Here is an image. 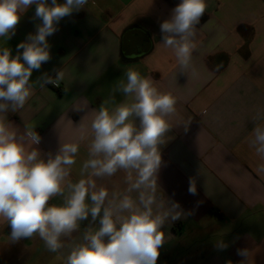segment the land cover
<instances>
[{"label": "crops", "instance_id": "0c3cea01", "mask_svg": "<svg viewBox=\"0 0 264 264\" xmlns=\"http://www.w3.org/2000/svg\"><path fill=\"white\" fill-rule=\"evenodd\" d=\"M178 3L88 0L47 38L51 59L32 72L33 95L23 109L8 112L7 119L21 132L25 124L34 125L41 137L36 147L47 159L60 142L76 139L79 124L90 125L92 110L126 82L129 68L152 78L178 100L173 126L160 146L157 195L178 203L183 212L181 219L164 225L166 241L156 264H264V173L257 172L264 161L248 142L255 124L264 125V0H207L196 26L195 76L180 72L171 49L161 44L160 24ZM34 13L32 6L15 35L8 41L0 38V46H8L13 56L40 23ZM217 65H222L219 71ZM62 69L58 86L35 83L44 74L55 78ZM124 99L115 93V103ZM87 158L85 141L72 166L73 181L80 179ZM124 178L120 171L96 178V183L109 192L121 191ZM192 182L195 194L189 192ZM87 227L89 221H83L71 237H62L64 247L52 253L38 236L10 241L11 228L0 221V264H63ZM221 240L227 245L223 249L217 247ZM242 249L248 256L239 254Z\"/></svg>", "mask_w": 264, "mask_h": 264}, {"label": "clouds", "instance_id": "9594fccd", "mask_svg": "<svg viewBox=\"0 0 264 264\" xmlns=\"http://www.w3.org/2000/svg\"><path fill=\"white\" fill-rule=\"evenodd\" d=\"M87 4L88 0H0V38L8 41L15 35L32 6L33 19L40 21L35 33L17 45L15 56L8 46H0V221L10 226V241L38 236L49 252L57 253L64 247L62 237H71L88 220L82 241L71 245L63 264H156L166 241L164 225L183 217L178 203L157 195L160 146L166 143L177 111L172 92L162 91L152 78L129 68L126 82L121 81L110 99L92 110L90 125L79 124L76 139L60 142L56 154L49 153L47 159L36 147L41 137L35 126L25 124L21 132L7 119L8 112L23 109L33 95L32 72L51 59L47 38L64 17ZM207 8V0H180L160 24L161 44L171 49L180 72L198 74L193 65L196 26ZM64 75L63 69L58 70L55 78L44 74L35 83L41 88L58 86ZM116 92L125 98L120 103H115ZM85 141L88 158L80 179L73 181L72 166ZM248 142L264 161V125L255 124ZM120 171L125 173L123 190L109 192L97 186L96 178ZM257 172L264 173V163ZM189 192L196 193L194 182ZM55 197H62V202L52 204ZM226 246L217 242L220 249ZM239 254L248 256V250Z\"/></svg>", "mask_w": 264, "mask_h": 264}]
</instances>
